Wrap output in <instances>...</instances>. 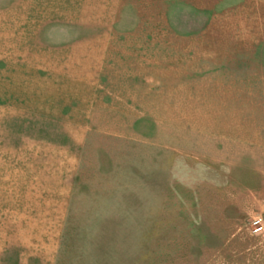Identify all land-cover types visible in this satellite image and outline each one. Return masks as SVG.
<instances>
[{
    "label": "rangeland",
    "instance_id": "374dc122",
    "mask_svg": "<svg viewBox=\"0 0 264 264\" xmlns=\"http://www.w3.org/2000/svg\"><path fill=\"white\" fill-rule=\"evenodd\" d=\"M264 0H0V264H264Z\"/></svg>",
    "mask_w": 264,
    "mask_h": 264
},
{
    "label": "built area",
    "instance_id": "2783aa9c",
    "mask_svg": "<svg viewBox=\"0 0 264 264\" xmlns=\"http://www.w3.org/2000/svg\"><path fill=\"white\" fill-rule=\"evenodd\" d=\"M252 227L254 233H260L264 229V223L262 218H257L252 221Z\"/></svg>",
    "mask_w": 264,
    "mask_h": 264
}]
</instances>
